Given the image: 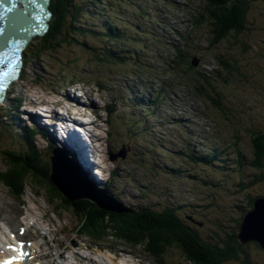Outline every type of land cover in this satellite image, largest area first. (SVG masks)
<instances>
[{"label": "trees", "instance_id": "trees-1", "mask_svg": "<svg viewBox=\"0 0 264 264\" xmlns=\"http://www.w3.org/2000/svg\"><path fill=\"white\" fill-rule=\"evenodd\" d=\"M138 1L141 3H137V0H134V4L133 0H109L108 4L103 2V0H52L50 8L53 16L49 31L33 40L26 51V61L29 63L37 59L43 63L41 57L44 53H56L58 51L61 54L66 52L62 56L66 55L64 58L68 57L70 59L74 56L73 51L70 49H76L78 52L88 54L85 56L77 55V60L88 56L90 63L99 65L101 69L110 68L113 64L123 67L122 61H126L120 56L128 54L118 47L117 41H112L117 39V32L121 33L117 29V24H113V22L117 20L119 15H124L120 6L127 7L129 11L139 12L144 16L145 12L142 10L143 2L142 0ZM257 1L206 0L208 13L206 19L210 22V32L213 36L212 44L215 48L218 45L223 46L234 41L237 45H240L241 52L244 51L246 53L250 50L249 45L247 46L243 42L242 37L245 36V33L248 34L249 29H251L249 26L251 24L250 12L252 10L250 3L253 5ZM101 6L108 10L104 7L100 8ZM95 9H98L104 15L101 26H108L107 33L109 34L106 33L103 38L106 41L98 38V34H101L99 30L91 28L95 25L91 22L92 17L99 13ZM89 23L92 24L90 25ZM96 27L99 28L98 26ZM91 41H94V43ZM213 53H215L217 60L220 62L221 78L215 77L214 81L207 80L204 77L200 78L205 85L216 92V100L214 102L216 106L226 107L231 111L230 106L228 104L225 105L221 101V97H224L223 92L217 90L216 87L221 84L222 80L225 83L237 81V79L245 81L246 84L248 83L247 81L255 83L253 75L256 72L249 75L247 69L243 70L247 74L241 71L243 66L239 64L238 51L229 49V53L226 54L225 52V55L218 53L216 50ZM62 56L59 55L57 60L60 58L63 60ZM77 60H72L69 63H78ZM79 66L81 65L76 64L75 70L79 69ZM41 69L42 71L38 70L39 73H44L45 68L43 65ZM39 73L37 74L40 77ZM75 75L77 76L73 80ZM65 76L67 77L69 74L65 73ZM73 76H69L68 79L80 81L81 72L76 70ZM103 78L104 76L101 79ZM236 87H239V85ZM235 101L240 102L239 100ZM251 121L250 123L254 126L250 127L249 131L245 130L243 132V129L240 130L252 144H250L252 146L250 153L251 166L254 171H258L254 175L252 174L255 181H251V184L247 186H252L257 182L264 184V128L257 127L253 118ZM17 131L21 135L22 141L20 142L24 148L20 150L17 148L0 150L6 165V169L0 172V181L14 192L22 193L27 180H34L36 185L46 190L52 200L57 201V208L61 207L72 212L78 220L80 234L92 239L113 236L129 244L143 246V249L148 254L160 262H163V260L167 261L168 256L172 257L173 255L171 254L175 250H180L187 264H230L232 262H238L239 264H264L252 254V249L263 248L259 242L254 240L242 242L237 237L242 217L229 233L226 231V229H229L228 227L225 229L223 226H218L221 229H225L223 237L220 231L214 230L209 235L203 236L198 228L193 225V222L187 220L186 217L180 216V208H184L186 203L177 207L168 205L162 209H153L151 205L144 207L137 204L133 211L117 212L99 208L95 202L86 198L74 202L69 201L50 180V158L47 162L46 160L42 161L41 151L37 146L32 131L29 128H22ZM49 154L48 152V157ZM212 157L215 158L216 154H212ZM248 158L249 156L246 154H239L238 162L248 163L249 165ZM198 159L201 160V158ZM207 163H210V161H207ZM38 165L42 166L40 172L37 170ZM240 179L244 183L245 180L243 178ZM261 196H264L263 191L255 196L251 193L247 206H239L241 212L244 213L252 209L254 200ZM193 207L196 208V206Z\"/></svg>", "mask_w": 264, "mask_h": 264}, {"label": "rangeland", "instance_id": "rangeland-1", "mask_svg": "<svg viewBox=\"0 0 264 264\" xmlns=\"http://www.w3.org/2000/svg\"><path fill=\"white\" fill-rule=\"evenodd\" d=\"M250 7H252L250 12L251 24L249 25L251 29H249L250 31L248 34L245 33V36L242 37L243 42H245L247 46L249 45L250 50L246 53L244 51L241 52L240 45H237L233 40H231L233 42L227 43L218 48L219 51H221V54H224L225 52L226 54L229 53V49L231 51H238L239 64L243 66L241 71L247 69L249 75L256 72V74L253 75L255 77V83L247 81L248 83L246 84L245 81L241 79H237V81H230L228 83H225L222 80L221 84H219L221 89L219 86L216 87L217 90H221L224 94V97H221V101L225 103V105L228 104L231 109V111H229L226 107L221 108L222 110L219 112L217 111L216 113V118H218L217 122L220 119V123L223 125V129H226L225 131L228 133L229 138H233L234 135H237V133L242 129L243 132H245V130L249 131L248 129H251L250 127L254 126L252 123H250L252 122V118L253 121H256L257 127L264 128V0H258L253 5L250 3ZM132 20H135V18ZM98 21L99 19L97 16H94L91 19V22L96 25L98 24ZM125 32L127 33L128 31ZM211 40L212 39L210 38V41ZM91 42L94 43V41ZM70 50H72L74 54V56L70 59L68 57H66L68 59L64 58L66 55L62 56L66 52H62V54L60 51L56 53H44V55L41 57L43 66L45 68L44 73H39V71H42L41 65H36L38 62H40L39 60L35 59L33 61L35 64H32L33 62L31 63L30 61L28 63V67H30L26 71V77L28 80L22 81L20 85H17L15 94L7 97L3 105L8 106L10 97L17 95H21L23 99L22 101L24 107L19 108L21 111L26 109L35 110L34 107L38 103L56 101L59 97V93L63 91V81L67 80L69 76L72 77L76 70L81 72L84 78L89 81V87L87 88L95 89L97 92L96 95L99 97L98 100L100 99L99 101L101 104L106 102V100H110L111 94L109 90L98 91L97 85L94 81L99 80L101 75L106 73L117 72V66L112 65L110 68L101 69L99 65L90 63L88 56L77 60V55L81 54L85 56L88 54L78 52L76 49ZM144 51L146 55L147 50L145 49ZM212 52L213 51H211V53ZM149 54H152L150 48L149 53L146 55L147 58ZM59 55L62 56L63 60L61 58V60H57ZM72 60H77L78 63H69L72 62ZM76 64L81 66L78 67L79 69L75 70ZM210 66L212 68L216 67L214 64H211ZM130 69H133V66ZM243 72L246 73L245 71ZM32 73H39L41 76L37 78ZM65 73L69 74V76L66 77ZM76 76L77 75L73 76V79H75ZM113 76L115 75L113 74ZM34 81L38 84H35ZM191 82L195 83V81ZM237 85H239V87H236ZM120 90H122L124 93L120 92ZM120 90L119 93L124 95L123 99L121 100V110L115 114V118L111 120L110 123V128L113 129L112 135L113 137L115 136V140L114 142L113 140L111 142L107 141V145L110 146L111 144H114L112 151L115 153L119 152L120 148L123 146L121 145L122 143L130 145L132 150L127 147L125 157L115 158L113 162L116 163L113 164H119L122 167H125L127 170L132 169L133 167H138V171L140 173L138 174V180L136 181L137 185L149 187V189L145 190L142 188H136V184L132 181L126 182V184L123 185L125 192L130 196L137 197V199L134 201L135 204L143 206L146 204L151 205L153 209H162L168 205L176 206L178 203L185 201L191 203L195 202L197 205L195 209L187 207L181 212V214L185 216L186 211L189 215H193L195 218L193 225L198 228L203 236L209 235L211 231L214 230L220 231V234L223 237L227 227L229 229H226V231L229 233L235 227L238 220L240 221L241 219L242 212L239 206H247L251 193L256 195L259 192H264V184L257 182L252 186L244 188L242 187L241 181V184L239 185L240 188H238L235 187L237 181L232 179L231 176H228L223 181L225 188L217 190V188L211 187V190L205 192L204 189L200 191L198 188V186L203 185H199L194 181L187 182L185 177L181 176L180 174L175 175L176 172L166 174L165 171H161V168L160 171L155 169L153 167L154 164L158 161H161L164 164H168L172 167L182 165L184 169L189 170L192 173L198 172L200 174L204 171V174H209L211 172L210 168L199 166L197 163L191 162L185 158L181 157L178 160L174 150L181 148V145L180 143L176 144V139L173 138L174 134L169 136L168 142L166 139L161 142L160 136L156 133L155 128L150 126L151 124L147 122L146 118L144 123L150 128V130L143 133H136V127H132L131 124L135 120L131 114L134 115L138 111L135 106L136 101L135 99L128 98L126 87L123 86V88ZM235 100H239L240 102L238 103V101ZM63 106L65 105L63 104ZM123 106L126 109H123ZM1 110L4 111V107L1 108ZM3 120L4 118L1 116L0 123H2ZM63 124L68 130V125L66 123ZM1 129L2 127H0V130ZM13 133L15 136L9 135L8 138L0 137V150H12L13 148L20 150L24 148L20 142L22 140L19 133L12 128V134ZM37 144L41 151L42 161H49V141H43L40 136H37ZM250 144L251 143L248 140L245 142L249 152L252 151V144ZM140 145L142 148L141 152H139L140 148H138ZM116 148L117 150H115ZM231 152L237 156V150L231 149ZM221 156L225 155L222 153ZM41 167V165H38L37 167L39 172L40 169H42ZM177 168L178 170L176 171H179V167ZM5 169L6 165L2 159V153L0 151V172H3ZM257 172L258 171L253 170L251 163H249V165L242 171L241 174H237V172L236 174L239 177L248 178L249 181H255L252 174L254 175ZM215 178L218 179V176ZM211 183L213 184V181H211ZM144 191H147V193ZM1 192H6L7 196L13 197L10 195L8 189L3 185V183L0 182V193ZM21 199L27 201L28 205L32 207L31 210L38 213L40 217L46 216L47 212V217H51L53 219V222H55L57 231L59 233V250L62 251L64 249L67 256L77 258L78 255L80 256L83 254L85 256H91V253L98 252V249L94 247L95 242L80 234L78 220L75 218L72 212L61 207L57 208V201L52 200L51 197L46 193V190L43 187L36 185L34 180H27L25 192L21 195ZM6 201L10 202L7 199ZM237 204L238 206H236ZM203 206L204 208H201ZM219 225L223 226L225 229H221L218 227ZM112 239V236L109 239H106L104 244L106 246L110 244L117 246V243L110 241ZM121 244L126 246L127 243L122 242ZM81 249L84 251H81ZM106 249L111 250L108 247ZM107 252L108 255H110L109 251ZM252 254L256 259L264 262L263 248L252 249ZM119 255H113L114 263L117 261L116 259L120 258L126 264H146L139 251L138 260L132 255ZM171 255L173 256H168V259L166 258L168 261L166 264H187L183 253L180 250H175ZM230 264L239 263L232 262Z\"/></svg>", "mask_w": 264, "mask_h": 264}, {"label": "water", "instance_id": "water-1", "mask_svg": "<svg viewBox=\"0 0 264 264\" xmlns=\"http://www.w3.org/2000/svg\"><path fill=\"white\" fill-rule=\"evenodd\" d=\"M8 2L10 1L5 0L2 3L5 4ZM15 4L16 6L20 5L19 3ZM34 4H39V0ZM4 8L8 9L6 6H4ZM35 8V10H38L36 6ZM27 28V26L26 29L24 28L26 35L32 32L31 29ZM10 33L11 32H8L7 34ZM124 153V150L120 152L121 155H125ZM115 157L116 156H113V159ZM51 159L53 174L52 178L50 177V180L58 187L60 192H62L69 201L86 198L95 202L99 208L117 212L129 211L123 207L122 204L114 202V200L106 193L95 191L93 189L90 191L91 188L88 187L84 176L78 171V169L74 168V165L70 160L68 161V159L57 150H53ZM253 205L254 207L243 215V219L238 227L237 237L242 242L249 240L257 241L264 248V196L255 199Z\"/></svg>", "mask_w": 264, "mask_h": 264}, {"label": "bare ground", "instance_id": "bare-ground-1", "mask_svg": "<svg viewBox=\"0 0 264 264\" xmlns=\"http://www.w3.org/2000/svg\"><path fill=\"white\" fill-rule=\"evenodd\" d=\"M23 33H25V32H23ZM107 34H109V33H107ZM30 36V35H29ZM8 38V37H7ZM70 101H72L71 100V98H70ZM49 105H51V104H53V102L52 101H50V102H47ZM79 105V108H81V106H80V104H78ZM74 107H76L75 105H73ZM77 108V107H76ZM76 110H78V108L77 109H75V111ZM82 112V111H81ZM81 112H77L76 111V113L77 114H81ZM76 113L74 112V111H71V113H68L69 115H70V119H73V117L76 115ZM154 120H156L157 119V115H156V117L155 116H153L152 117ZM84 120H86V121H89V119H91V118H83ZM86 131V130H85ZM86 133L88 134V132L86 131ZM115 137V136H114ZM113 137V135L112 134H109L108 133V136L106 137V136H101V137H97L96 138V140H90L89 141V149H87L86 150V153H88V154H91L92 155V153H93V156H94V159H95V163L94 162H92L93 164H95V165H93V166H98V158L96 157V152H95V148L97 147V145L99 144V145H105L106 144V146H108L107 145V141H109V142H111L112 140H113V142H114V140H115V138ZM160 139H161V142H163L164 141V137L163 136H160ZM113 145L114 144H111L110 146H108L109 147V149H110V151L114 154H112V153H110V155H112V156H116V153L115 152H113L112 151V147H113ZM138 148H140V150H139V152H141V150H142V148L141 147H138ZM81 150H82V148H81ZM106 150H107V147H106ZM177 151V150H176ZM53 153H50L49 154V157H50V165H51V173H50V177L52 178V174H53V170H52V159H51V155H52ZM82 155H83V152H82ZM100 155L101 156H103V153L101 152L100 153ZM120 157H123L122 155H119ZM66 158L68 159V161L70 160L71 161V163L74 165V168H75V166H76V169L77 168H79V166H78V164H76V162H74V160H72L69 156L67 157V155H66ZM82 162H83V165L88 169V166H91L87 161H86V158H85V156H82ZM107 162H108V164H109V161L107 160ZM82 165V164H81ZM159 166V165H158ZM166 167L167 168H169L171 171H173V169L171 168V167H169L168 165H166ZM119 170H120V174L122 173V171L124 170L123 169V167H119ZM85 174L87 175L88 173H86L85 172ZM177 174H182V172H181V170H179L178 172H177ZM217 183H213V185H216ZM95 186V185H94ZM90 191H92V189L90 190ZM93 193V192H92ZM76 194H78V193H76ZM201 208H204V206L203 207H201Z\"/></svg>", "mask_w": 264, "mask_h": 264}, {"label": "snow or ice", "instance_id": "snow-or-ice-1", "mask_svg": "<svg viewBox=\"0 0 264 264\" xmlns=\"http://www.w3.org/2000/svg\"><path fill=\"white\" fill-rule=\"evenodd\" d=\"M4 75H7V73H4ZM24 255V253L22 252L21 250V256L20 257H13V258H10L9 260H6L3 262V264H15V261L19 258H22Z\"/></svg>", "mask_w": 264, "mask_h": 264}]
</instances>
